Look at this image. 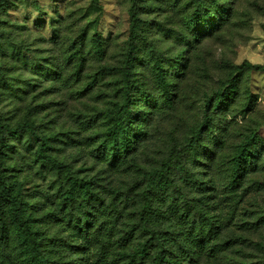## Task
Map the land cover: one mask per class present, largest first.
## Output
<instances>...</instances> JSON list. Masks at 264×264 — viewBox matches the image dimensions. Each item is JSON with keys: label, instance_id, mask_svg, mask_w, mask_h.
Segmentation results:
<instances>
[{"label": "rangeland", "instance_id": "1", "mask_svg": "<svg viewBox=\"0 0 264 264\" xmlns=\"http://www.w3.org/2000/svg\"><path fill=\"white\" fill-rule=\"evenodd\" d=\"M132 2L12 0L1 16L3 41L21 48L29 59L40 62L43 70V74L32 75L27 67L9 74L16 66L9 57V46L8 55L0 58V67L9 82L7 74L20 81L25 91L17 97L0 87V124L19 130V137L5 134L4 141L16 148L8 164L15 166L24 183L23 196L40 222L49 264H83L85 258L86 264H112L137 206L128 201L120 216L112 201L125 193L136 195L142 179L140 167L153 169L163 162L171 166L181 163L173 174L184 196L165 190L154 192L158 222L180 224L175 213L188 198L208 222L196 227L195 233L207 236L212 227L222 226L225 248L215 257L194 251L200 254L194 264H264V149L261 170L245 173L235 194L227 191L225 179L233 149L246 133L261 130L264 148V69L239 74L235 69L245 61L264 65V0L213 1L210 8L215 25L203 23L204 29L194 37L187 25L193 0L146 3L151 7L140 16L149 30L145 46H153L155 58H142L128 69L132 72L130 98L137 103L133 128L138 131L149 125L137 139L136 150L119 166L92 156L90 149L92 143L103 140L114 103L125 97L126 59L147 51L140 48L130 53ZM95 34L103 41L102 54L92 42ZM179 52L183 56L176 68L165 73L173 82L172 98L167 102L153 63L159 57L165 64ZM36 75L40 81H32L35 86L22 81ZM232 75L239 79L237 94L212 116L207 130L209 124H203L212 98ZM143 90L146 95L141 99ZM249 95L252 98L245 106ZM85 120L91 122L90 127L80 122ZM27 122L33 127L28 128ZM36 134L53 136L50 152L70 166L75 176L91 181L104 200L93 209L95 217H90V227L81 237L74 234L68 213L62 210L63 200L57 191L59 173L34 159L33 152L39 146ZM52 245L56 247L52 249ZM0 264H8L7 257L0 258Z\"/></svg>", "mask_w": 264, "mask_h": 264}, {"label": "trees", "instance_id": "2", "mask_svg": "<svg viewBox=\"0 0 264 264\" xmlns=\"http://www.w3.org/2000/svg\"><path fill=\"white\" fill-rule=\"evenodd\" d=\"M12 0H0V22H2V14L6 12V8L11 4ZM149 0H133L130 7L131 26L129 35L130 53L137 52L140 48H145V39L148 30L147 22L140 16V12L149 9L147 5ZM215 0H193L194 9L187 15V25L194 37L203 30V23L208 22L215 25L214 11L210 6ZM144 2V3H143ZM142 3V4H141ZM218 5V2H214ZM142 5V6H141ZM226 9V8H225ZM223 11L226 12V10ZM211 24V26H212ZM92 42L96 52L102 54L104 52L103 41L98 34L92 36ZM11 47L9 57L15 60L16 66L12 68L10 73L19 71L22 68H31L30 73L43 74L40 68V62L29 59L23 50L11 43H5L3 36H0V58L8 55V48ZM77 53V52H76ZM153 46L150 45L141 56L131 58L129 55L126 59V65L123 71L124 96L121 100L114 103L112 116H110L108 124L103 132V140L100 143L91 144V154L106 163H114L119 166L125 165L124 160L137 148V139L146 133L147 126L141 130H135L134 105L135 99L130 98V89L132 82L129 70L133 68L138 61L141 63L142 58L150 61L155 58ZM183 56V52H179L174 58H167L165 64L161 63V59L156 57L153 65L157 68L156 74L161 88L163 90L164 99L167 102L172 98L173 82L165 78L167 70L176 68L178 59ZM49 63V62H46ZM129 68V69H128ZM28 69V68H27ZM238 74L243 70H263L264 65L252 64L248 61L236 66ZM49 69L46 74H49ZM20 73V72H19ZM2 67H0V87L8 91L14 96L19 97L25 90L22 88L21 82L15 80L14 76H7L12 82H9L4 76ZM37 76V75H36ZM229 83L221 91L215 92L212 98V106L208 114L205 115L204 124L208 125L212 121V116L219 109L225 107L228 99H232L237 94L238 78L232 75ZM21 80V79H20ZM25 81L27 86H35L39 82L40 76L32 80ZM16 85V86H15ZM146 95L143 90L140 93L141 99ZM248 98V100H246ZM252 96H246L245 106L249 105ZM244 106V107H245ZM148 113V112H146ZM145 121V120H144ZM82 124L91 126L88 120L80 121ZM143 122V121H142ZM28 128L33 125L27 122ZM209 124L207 130L211 128ZM2 127V128H1ZM33 132V130H31ZM13 133L15 137H19V130L12 128L10 125L0 124V258L7 257L8 264H49L48 256L44 250L43 234L40 230V222L37 220L35 211L31 208L29 200L23 196L24 183L17 175L15 166L9 165L8 162L14 159L15 145L5 142V134ZM34 133V132H33ZM261 130L253 129L246 133L244 139L239 143L232 152L230 173L225 176L227 181L226 189L229 193L235 194L241 186V177L252 170H261L259 161L261 160L263 142L260 139ZM39 143L38 148L33 152L34 159L37 163L50 165L52 169L59 173L57 179V191L60 194L62 202V210L68 213V223L72 227L74 234L81 237L90 227V217H95L93 209L101 206L103 201L99 194L95 191L91 181L75 176L71 172L70 166L59 161L51 152L52 141L54 137L51 135H37ZM176 166L181 168V163L177 162ZM176 166H171L169 162H163L160 167L153 169L141 168L142 179L139 182L140 188L136 195L123 194V197L112 201L115 211L120 216L123 215L126 203L134 201L137 206L133 210L131 216L130 227L124 230L123 239L121 241V250L118 251L112 264H194L198 260V255L194 251L201 250L208 253L211 257L217 256L218 252L225 248V242L221 239L220 233L222 226L217 224L211 228L207 236L201 233H195L194 229L200 227L201 224L208 223L204 212L199 208L192 206L189 199H184L180 210L175 213L180 224H162L157 220V211L154 205V192L159 190L169 191L171 193H180L174 179ZM245 174V175H246ZM198 187L201 188L198 183ZM175 225V226H174ZM185 226V227H183ZM187 228V236L185 229ZM13 242V246H9ZM128 242V243H126ZM56 246L52 245V249ZM75 250L78 247H74ZM5 253V255L3 254ZM6 261V260H5ZM87 258L83 260L86 264Z\"/></svg>", "mask_w": 264, "mask_h": 264}]
</instances>
